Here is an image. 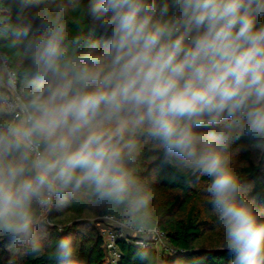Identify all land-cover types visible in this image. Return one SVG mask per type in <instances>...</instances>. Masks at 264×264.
I'll return each mask as SVG.
<instances>
[{
    "label": "clouds",
    "instance_id": "9594fccd",
    "mask_svg": "<svg viewBox=\"0 0 264 264\" xmlns=\"http://www.w3.org/2000/svg\"><path fill=\"white\" fill-rule=\"evenodd\" d=\"M264 156V0H0V239L40 254L47 216H118L161 264L153 151L198 178L231 264H264V213L234 165ZM55 264H80L71 236ZM193 264H200L194 261Z\"/></svg>",
    "mask_w": 264,
    "mask_h": 264
},
{
    "label": "trees",
    "instance_id": "16d2710c",
    "mask_svg": "<svg viewBox=\"0 0 264 264\" xmlns=\"http://www.w3.org/2000/svg\"><path fill=\"white\" fill-rule=\"evenodd\" d=\"M87 2V0H85ZM234 165L245 183L253 186L252 196L264 213V156L238 146ZM142 174L151 184L155 200L158 229L170 241L173 251L148 249L161 264H231V255L224 246L223 230L218 225L214 210L207 202V177H196L165 162L162 154L153 151L140 161ZM115 214L99 207L70 206L54 208L42 231L47 235L44 250L38 255H24L6 239H0V264H55L49 253L55 241L71 236L77 248L80 264H110L106 239L99 217ZM107 226L106 223H103ZM121 253L118 264H138L136 253L140 246L131 238H120ZM168 252V253H167Z\"/></svg>",
    "mask_w": 264,
    "mask_h": 264
},
{
    "label": "built area",
    "instance_id": "2783aa9c",
    "mask_svg": "<svg viewBox=\"0 0 264 264\" xmlns=\"http://www.w3.org/2000/svg\"><path fill=\"white\" fill-rule=\"evenodd\" d=\"M99 219L102 223H106L103 233L106 239V248L108 249V262L110 264H118L121 253L117 246V240L120 238H131L132 241L138 246H143V242L139 236L131 231H126L119 218L111 214H106ZM148 249H157L159 252L166 250L168 252L173 251L170 245V241L166 235L158 229L155 236L147 242ZM167 252V253H168Z\"/></svg>",
    "mask_w": 264,
    "mask_h": 264
},
{
    "label": "rangeland",
    "instance_id": "374dc122",
    "mask_svg": "<svg viewBox=\"0 0 264 264\" xmlns=\"http://www.w3.org/2000/svg\"><path fill=\"white\" fill-rule=\"evenodd\" d=\"M49 222V218H48V216H47V223ZM100 226H101V228L102 229H104V227H105V225L102 223V224H100Z\"/></svg>",
    "mask_w": 264,
    "mask_h": 264
}]
</instances>
